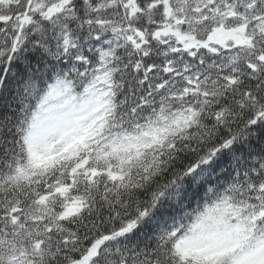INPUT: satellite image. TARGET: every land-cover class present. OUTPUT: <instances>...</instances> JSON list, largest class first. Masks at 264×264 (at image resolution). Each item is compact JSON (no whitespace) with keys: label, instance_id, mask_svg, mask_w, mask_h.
<instances>
[{"label":"snow or ice","instance_id":"snow-or-ice-1","mask_svg":"<svg viewBox=\"0 0 264 264\" xmlns=\"http://www.w3.org/2000/svg\"><path fill=\"white\" fill-rule=\"evenodd\" d=\"M0 264H264V0H0Z\"/></svg>","mask_w":264,"mask_h":264}]
</instances>
